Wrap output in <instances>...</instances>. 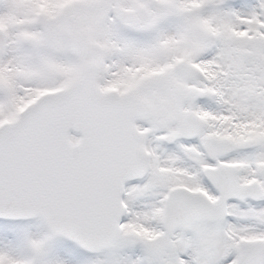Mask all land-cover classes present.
I'll use <instances>...</instances> for the list:
<instances>
[{"label": "snow or ice", "instance_id": "6c2138e0", "mask_svg": "<svg viewBox=\"0 0 264 264\" xmlns=\"http://www.w3.org/2000/svg\"><path fill=\"white\" fill-rule=\"evenodd\" d=\"M0 264H264V0H0Z\"/></svg>", "mask_w": 264, "mask_h": 264}]
</instances>
